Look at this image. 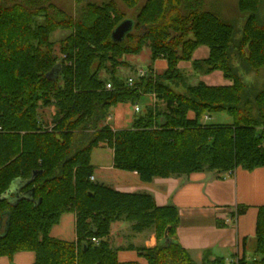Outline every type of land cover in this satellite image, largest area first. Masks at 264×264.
<instances>
[{
	"label": "trees",
	"instance_id": "1",
	"mask_svg": "<svg viewBox=\"0 0 264 264\" xmlns=\"http://www.w3.org/2000/svg\"><path fill=\"white\" fill-rule=\"evenodd\" d=\"M81 1L76 0V15L70 16L54 0H0V257L31 251L33 264H137L119 262L108 241L112 223L125 220L135 232L155 229L157 245L138 249L149 264H264V205L250 256L212 260L206 251L197 263L175 239L180 223L176 206H158L151 194L95 182L91 163L93 148L107 143L114 167L136 171L145 182L196 171L232 175L239 167H264V84L257 89L244 80L264 69L259 16L264 0L239 1V11L248 15L239 38L232 23L200 0H146L122 42L112 39L124 20L114 1L83 6ZM59 28L71 31L61 45L63 59L54 54L51 41ZM146 45L152 59H166L168 68L132 78L130 85L117 75L119 67L128 65L121 58L140 54ZM202 45L209 56L193 59ZM180 61H192L197 74L222 71L233 83L189 84ZM101 72L108 77L103 79ZM180 86L185 92L177 91ZM146 94H154L159 103L146 106L131 128L101 126L113 106L132 102L141 109L137 102ZM49 106L56 108L52 131L43 130L39 119V108ZM214 113L229 114L231 123L204 121ZM34 172L21 189H34L33 199L15 203L14 193L4 195L15 180H28ZM245 211L242 207L238 214ZM71 212L76 241L52 237V228Z\"/></svg>",
	"mask_w": 264,
	"mask_h": 264
},
{
	"label": "crops",
	"instance_id": "2",
	"mask_svg": "<svg viewBox=\"0 0 264 264\" xmlns=\"http://www.w3.org/2000/svg\"><path fill=\"white\" fill-rule=\"evenodd\" d=\"M140 54H124L121 60L127 62L128 65L119 67L117 75L119 76L120 69H130L133 72L132 76L119 77L124 80L130 78L138 80L142 70L156 76L168 68L166 59L157 58L153 60L152 53L148 68H138L134 59ZM208 56L209 48L205 45L199 46L193 52V59H203ZM130 57L133 60L130 61ZM178 67L185 75L187 83L189 80L197 83L203 81L211 86L231 85L233 83L230 79L225 78L223 72L219 70L209 74H197L192 61H180ZM101 77L105 79L108 74L101 72ZM188 78L190 79L187 80ZM144 97L148 106L154 105L156 102L159 103L154 94H146ZM113 107L106 124H109L113 130L131 128L134 120L131 111L129 120L126 122L127 127L116 128L111 126L110 121L114 118ZM208 118L211 117L205 119ZM104 124L101 123V126ZM92 165L94 166L93 180L95 182L108 185L121 192L151 194L158 206H176L179 210L180 223L176 230L175 239L197 263L203 261L206 251H210L212 257H221L229 261L252 253L249 246L253 243L252 238L256 233L259 208L264 205V167L251 171L239 167L232 175L210 170L196 171L187 175L155 177L152 181L145 182L141 180L136 171L115 168L113 160L107 166L96 165L95 163ZM106 170L121 177H117L113 181L103 174V171ZM242 207H246V211L238 214V210ZM65 219L73 224L75 230L70 240L53 233L54 227L60 226ZM75 223L76 216L74 213L64 214L60 223L52 228L51 236L70 242L76 241ZM64 231L60 230V232ZM108 241L110 246L116 250V257L119 262L149 264L138 249L156 246L158 235L154 228L135 232L131 222L122 220L112 223ZM34 261L35 254L31 251L18 252L13 258L0 257V264H33Z\"/></svg>",
	"mask_w": 264,
	"mask_h": 264
},
{
	"label": "rangeland",
	"instance_id": "3",
	"mask_svg": "<svg viewBox=\"0 0 264 264\" xmlns=\"http://www.w3.org/2000/svg\"><path fill=\"white\" fill-rule=\"evenodd\" d=\"M114 1L116 4L117 9L123 14L124 20L125 19H133L137 12L140 10L142 5L146 2V0H138V4L130 6L129 4H132L133 2H129L127 0H82L80 4L86 5L89 2L101 4L103 2H109ZM202 1L204 8L208 10H213L216 13H218L225 21H228L232 23L236 30V37L239 38L242 35V30L244 27V24L247 20L248 15L245 13H242L239 11V1L240 0H200ZM54 2L58 5L59 8L64 10L67 15H76L77 11V3L76 0H54ZM259 16L263 19L264 23V2L263 6L259 9ZM39 22H43V17L38 18ZM71 33L70 30L59 28L51 35V41L54 42L53 52L58 58L63 59L67 58L66 53L62 51L61 45L64 41V39L69 36ZM151 59V52L148 45L142 50L141 54L134 59L136 61V66L138 68L142 67L144 69L148 68V64ZM129 60H133V58H129ZM235 61V60H234ZM119 76H122L124 78L128 76H132L133 72L130 69H120ZM140 75V73H139ZM240 76L242 77L243 74L240 72ZM140 77V76H139ZM190 78H192L190 76ZM188 78L187 80H189ZM194 79V78H192ZM196 80V79H195ZM244 80L250 83V85L255 86L257 89H261L264 84V69H260L258 72H252L248 73L246 76L244 75ZM190 83H197V82H191ZM178 92L182 91L185 92V89L183 86H180L177 89ZM161 102V101H160ZM138 105L141 107L140 112L135 111V103L128 102V103H121L117 105L116 107H113L112 114L114 116L113 120L110 121L111 126H115L116 128H124L127 127L128 124L126 122L129 120L130 117V111L132 113L131 116L137 117L141 113L144 112V109L146 106H148V102L145 99L144 95L138 100ZM153 105V104H152ZM162 104H160L161 106ZM164 108H162L161 112H163ZM56 112V108L54 106L49 107H40L39 108V119H40V126L43 130L52 131L54 128V115ZM204 121H208L211 123H231L232 118L227 113H214L211 118L204 119ZM108 123V122H107ZM104 124V123H103ZM106 124V123H105ZM91 159L92 163H95L96 165H109L112 163L113 160V150L111 146H109L107 143H100L98 147L93 148L91 153ZM103 174L106 177H109V179H112L113 181L117 179V177H121L118 175H114L110 171L106 170L103 171ZM93 180V179H92ZM98 181H100L98 179ZM65 230L64 232H60V230ZM53 233L55 235H59L60 237H66V239L70 240L72 239V236L75 233L73 224L68 222V219H65L63 223L60 226H56L53 229ZM58 236V237H59ZM254 243H252L249 246V250L251 252H254ZM252 254V253H251ZM210 258L213 260L215 257L210 256Z\"/></svg>",
	"mask_w": 264,
	"mask_h": 264
},
{
	"label": "water",
	"instance_id": "4",
	"mask_svg": "<svg viewBox=\"0 0 264 264\" xmlns=\"http://www.w3.org/2000/svg\"><path fill=\"white\" fill-rule=\"evenodd\" d=\"M135 26V20L134 19H125L122 22H120L117 27L114 29L112 33V39L115 42H122L125 37L127 36L128 33H130ZM38 172H34L33 176L28 179V180H22V179H17L13 182L11 189L6 192L4 195L5 196H10L14 193L13 201L17 203L21 199H33L35 190L31 189L28 190L24 193H21V189L24 188L28 183H30L34 177L37 175ZM171 242V239L168 235V232L166 231L165 238H164V243L165 245H168Z\"/></svg>",
	"mask_w": 264,
	"mask_h": 264
},
{
	"label": "built area",
	"instance_id": "5",
	"mask_svg": "<svg viewBox=\"0 0 264 264\" xmlns=\"http://www.w3.org/2000/svg\"><path fill=\"white\" fill-rule=\"evenodd\" d=\"M147 74H148V73H147L146 71L142 70V71L140 72V75H139V76H140V77H144V76H146ZM128 81H129V84H130V85L133 84V79H132V78H130ZM107 87H108V88H111L112 86H111V84H108ZM135 110H136V111H139L140 109H139L138 106H136V107H135ZM92 179H93V177H92ZM93 241L98 242V239L93 238Z\"/></svg>",
	"mask_w": 264,
	"mask_h": 264
}]
</instances>
